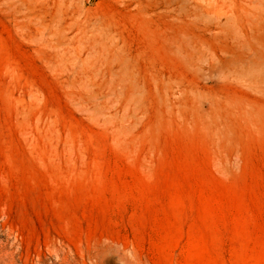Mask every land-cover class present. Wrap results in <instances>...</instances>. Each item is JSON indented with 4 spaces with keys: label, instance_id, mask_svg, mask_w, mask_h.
<instances>
[{
    "label": "rangeland",
    "instance_id": "374dc122",
    "mask_svg": "<svg viewBox=\"0 0 264 264\" xmlns=\"http://www.w3.org/2000/svg\"><path fill=\"white\" fill-rule=\"evenodd\" d=\"M261 23L264 0H0V264H264Z\"/></svg>",
    "mask_w": 264,
    "mask_h": 264
},
{
    "label": "bare ground",
    "instance_id": "6f19581e",
    "mask_svg": "<svg viewBox=\"0 0 264 264\" xmlns=\"http://www.w3.org/2000/svg\"><path fill=\"white\" fill-rule=\"evenodd\" d=\"M256 3H257V2H256ZM258 4H259V3H258ZM261 8H263V7L261 6ZM257 14H258V13H257ZM226 18H227V17H226ZM226 21L228 22V20H226ZM231 22H232V21H231ZM222 23H223V22H222ZM218 24H219V23H218ZM218 24H217V25H218ZM253 24H254V23H253ZM261 24H262V26H263L264 23H261ZM227 25H228V24H227ZM227 25H226V26H227ZM229 26H230V25H229ZM229 26H228V27H229ZM252 27H253V26H252ZM252 29H253V28H252ZM228 31H229V30H228ZM231 31H232V30H231ZM261 38H262V37H261ZM245 42H246V41H245ZM244 44H245V43H244ZM243 47H244V46H243ZM243 47H242V48H243ZM245 47H246V46H245ZM235 48H237V47H235ZM246 49H247V47H246ZM251 54H252V53H251ZM228 56H229V55H228ZM249 59H250V58H249ZM237 60H238V58H237ZM260 60H261V59H260ZM260 60H259V61H260ZM218 61H219V60H218ZM232 61H233V60H232ZM234 61H235V60H234ZM214 64H215V62H214ZM234 64H235V62H234ZM257 64H259V62H257ZM214 66H215V65H214ZM244 67H245V66H244ZM248 68H249V67H248ZM241 71H242V70H241ZM236 74H237V73H236ZM255 89H256V91H257L258 88H255ZM258 108H259V107H258ZM262 110H264V109H259V110H256V111L251 110V111H250V114H252L254 117L256 116L255 118H257V117H258V116H257V113H261ZM263 113H264V112H263ZM240 115H241V114H240ZM243 115H244V114H243ZM258 120L260 121V119H258ZM256 122H257V121H256ZM260 122H261V121H260Z\"/></svg>",
    "mask_w": 264,
    "mask_h": 264
}]
</instances>
